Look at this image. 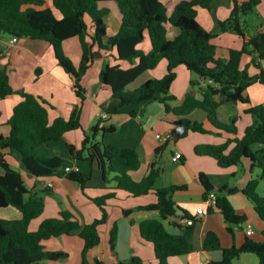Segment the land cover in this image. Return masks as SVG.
Returning a JSON list of instances; mask_svg holds the SVG:
<instances>
[{"label":"trees","instance_id":"1","mask_svg":"<svg viewBox=\"0 0 264 264\" xmlns=\"http://www.w3.org/2000/svg\"><path fill=\"white\" fill-rule=\"evenodd\" d=\"M103 1H114L121 14L120 27L112 35L107 34L104 19L109 9L99 6ZM213 2L215 0H181L167 14L161 0H51L52 6L59 12V17H56L51 8L44 7L45 0H0V33L48 42L58 64L71 75L76 93L81 99L84 98V89L80 80L94 58L95 46L110 52L115 61L127 62V68H122L119 64H105L99 72L100 82L109 87L111 95L118 100V105L110 108L108 113H116L125 105L158 99L166 112L184 116L194 109H201L215 129L236 134L234 123L221 121L217 116V109L224 103H249V97L245 94L247 87L255 82L264 85V70L261 65V59H264V30L249 34L243 19V16L254 11L260 0H231L228 17L216 19L215 29L209 31L197 20L196 9L203 7L212 10ZM85 16L90 18L91 34ZM167 24L177 27L179 32L168 37ZM225 31L241 36L243 44L240 49H229L228 56L224 59L217 57L212 39ZM146 36L150 49L145 52L139 45ZM72 37H77L80 43L81 58L78 66L72 63L63 48V42ZM244 54H250L252 58L241 68ZM162 59L167 62L166 72L162 77L148 78L133 90L127 88L140 74L153 69ZM179 65H184L190 72L204 79L205 84L200 86L201 99L189 92L179 106H171L170 102L176 98L169 91ZM250 65L258 69L257 74L249 73ZM190 84L198 83L190 80ZM12 93L7 71L0 68V98ZM21 94L23 100L13 108L6 122L9 134L6 137L0 136V167L3 169L0 174V208L11 205L21 212L19 219L0 218V264H37L45 259L64 258L66 252L47 250L42 242L50 237L73 233L83 240L82 264H90L86 254L100 242L99 226L108 216L106 201L115 197L118 190L131 196L145 195L151 191L156 195L157 201L142 209L158 211L160 219L142 220L139 232L143 240L153 244L157 264H170V257L189 251L183 235L169 232L162 222L175 215L179 207L173 201L172 194L183 186L156 188L155 181L162 169L155 161L140 180H134L131 173L140 167L137 152L130 147L104 144L97 140L99 131L114 130L112 124L99 126L100 118L93 129L84 134L79 148L65 143L68 154L75 159L97 161L105 185L112 183L109 187L105 186L106 192L103 195L93 199L99 207L100 216L90 223L81 224L71 211L61 210L57 217L42 220L36 230L30 231V221L43 211V198L38 192L25 187L20 173L8 165L3 150H10L33 176H60L59 168L66 165L67 159L40 156L37 149L50 142L63 141V134L80 128L81 123L79 106H75L67 118L56 117L49 121L48 110L42 99L23 91ZM245 112L252 116V123L245 127L241 137L228 138L219 144L196 145L194 151L198 155L214 158L221 167L236 165L247 158L250 170L253 167L260 169V174L250 179L242 191L264 219V195L258 192L259 181H264V104L251 105ZM175 124H182L185 128L177 138L185 136L188 131L209 132L201 122L185 117H181ZM110 174L112 176L109 178ZM65 176L77 181L83 188L91 178V173L65 172ZM199 179L209 192V177L199 173ZM211 208L220 211L228 222L244 220V216L234 212L224 195H217ZM116 236L117 226L113 224L109 230L108 248L114 258ZM203 249H220L216 234L207 233ZM242 253H253L257 256L258 263L264 264V243L250 239H246L239 247L222 249L221 260L210 261L208 264H234V259ZM127 263L144 264L138 257H131L126 262L115 259L111 264ZM93 264L106 263L94 260Z\"/></svg>","mask_w":264,"mask_h":264},{"label":"crops","instance_id":"2","mask_svg":"<svg viewBox=\"0 0 264 264\" xmlns=\"http://www.w3.org/2000/svg\"><path fill=\"white\" fill-rule=\"evenodd\" d=\"M161 1L166 7L167 14H170L174 6L181 0ZM262 1L264 0H260L253 11L257 17L261 14V18L264 16ZM222 4H224L223 7L212 5V10L197 7V20L206 30L215 29L216 19L223 20L228 17L231 0H223ZM99 6L109 9L104 18L107 34L116 33L121 24V14L117 4L114 1H103ZM44 7L51 8L54 15L59 17V12L52 6L51 0H45ZM85 20L90 27L88 31L91 34L90 18L85 16ZM166 27L168 37L179 32L177 27L170 24H167ZM258 30H264V22L258 27ZM147 38L146 36L139 45V48L145 52L150 49ZM212 43L216 46L217 57L225 59L229 49L242 47L243 39L238 34L225 31L217 34L212 39ZM63 48L72 63L78 66L81 58L79 39L72 37L65 40ZM0 52V68L6 69L9 84L13 90L11 95L0 98V136L6 137L9 134V126L6 122L11 116L13 108L23 100L21 91L30 93L45 102L49 121L56 117L67 118L71 110L75 106H79L81 127L65 132L63 141L39 146L37 154L44 157L66 158V165L77 164L80 172L91 173V178L83 188L77 181L65 176L63 165L59 168L60 176L36 177L23 167L10 150L4 149L3 153L8 165L20 173L25 187L33 192H38L43 198V211L30 221L28 225L30 231L36 230L42 220L57 217L61 210L71 211L81 224L90 223L100 216L99 207L93 199L103 195L106 192L105 186L109 187L112 183L105 185L97 161L75 159L68 154L65 143L79 148L84 134L89 133L99 121L98 114L107 113V117L101 119L99 126L112 124L114 130L111 132L99 131L96 138L104 144L135 149L140 160V167L131 173L133 179L140 180L147 173L150 164L155 161L162 169L160 176L155 181L156 188L169 185L183 186L172 194L173 201L179 207L175 215L162 220V222L169 232L183 235L189 251L183 255L170 257L168 259L170 264H208L210 261L221 260L222 249L232 246L239 247L246 239L264 243V219L259 216L253 204L242 191L250 179L260 174L259 169L253 167L250 170V161L247 158H243L236 165L221 167L214 158L198 155L194 151L196 145L219 144L228 138L241 137L245 127L252 123V116L245 112V109L251 105L264 104L263 84L255 82L247 87L245 94L249 97V103H224L218 107V118L225 123H234L236 134L215 129L207 120L204 111L190 112L194 114V119L190 120L201 122L209 132L188 131L185 136L181 138L172 136L165 143L157 139L155 135L170 133L172 128L177 125L175 122L181 117L188 118L187 115L179 116L173 112H166L158 99L125 105L116 113H108L110 108L118 105V100L111 95L110 88L100 82L99 72L105 64H119L122 68L129 66L125 61H115L110 52L100 50L97 46L94 47V58L80 80V85L84 89L83 99L77 95L71 75L58 64L53 48L48 42L28 37L12 41L11 36L0 33ZM251 58L252 55L244 54L240 67L242 68ZM166 65L165 59L160 60L153 69L140 74L127 88L133 90L148 78L162 77L166 72ZM175 71L176 77L171 83L169 92L176 99L175 102L171 101L170 105L179 106L189 92L197 99H201L200 86L205 84V80L190 72L184 65H179ZM248 71L251 75H255L258 69L250 65ZM190 80L197 81L198 84L191 85ZM178 87L180 93L177 91ZM177 151L181 153L179 158L174 156ZM2 173L3 169L0 167V174ZM199 173H204L209 177L211 185L209 192L215 193L216 196L224 195L234 212L244 216L243 221L228 222L220 211L211 208L205 199L209 192L201 183ZM111 176L112 174L109 175V178ZM48 183L52 185L46 186ZM258 192L264 195V181L262 180L259 181ZM156 201L157 197L153 191L140 196H131L122 190L116 191L115 197L106 201L108 216L106 221L99 226L100 242L87 252V261L90 264H93L94 260L111 264L115 262V259L126 262L131 257H138L144 264H157L153 244L143 240L139 232V223L142 220L160 219L158 211L142 209L143 206ZM200 206L204 208V212L202 215H196V208ZM125 210L128 212L125 213ZM188 216H195L193 224L187 226L179 223L180 218ZM0 218L19 219L21 212L8 205L0 208ZM113 224L117 226L116 258L110 255L108 248L109 230ZM176 224H180V226ZM247 225L252 228L251 235L245 233ZM208 232L216 234L220 242V249H203L204 239ZM42 243L47 250H61L67 255L56 260L45 259L37 264H82L83 240L76 233L50 237ZM234 264L259 263L255 254L242 253L234 259Z\"/></svg>","mask_w":264,"mask_h":264},{"label":"built area","instance_id":"3","mask_svg":"<svg viewBox=\"0 0 264 264\" xmlns=\"http://www.w3.org/2000/svg\"><path fill=\"white\" fill-rule=\"evenodd\" d=\"M17 39L18 38H16V37H12V41H16ZM106 117H107V113H99L98 114V118H100V119H105ZM155 136L157 139L162 140L165 143L168 142L172 138V135L170 133H166V134H162V135L157 133ZM174 156H175V158H179L181 156V153L177 151L174 153ZM78 171H79V166L77 164L64 166V172H78ZM51 185H52L51 183L46 184V186H48V187H50ZM215 200H216V194L213 192H209L207 195L206 202L209 205L213 206L215 203ZM203 212H204V208L202 206L196 208V215H202ZM195 219H196L195 216L182 217L179 219V223L189 226V225L193 224ZM252 232L253 231H252L251 226L247 225L245 233L247 235H251Z\"/></svg>","mask_w":264,"mask_h":264},{"label":"rangeland","instance_id":"4","mask_svg":"<svg viewBox=\"0 0 264 264\" xmlns=\"http://www.w3.org/2000/svg\"><path fill=\"white\" fill-rule=\"evenodd\" d=\"M222 2H223V0H217V1H215L213 6L215 7V6L219 5V6L223 7L224 4H222ZM262 11H263L262 13L264 14V1H262ZM260 15L261 14H259V17H257L255 15V13L252 12V13H249V14L243 16V18L245 20V27H246V29H247V31L249 33H255L257 31L258 27L262 24V22H264V16H262V18H261ZM147 40H148L147 42L149 44V39L147 38ZM190 90H191V87H190ZM177 91H178V93H180V88L179 87L177 88ZM173 101L175 102V100H173ZM176 102H179V100H176ZM191 112H199L200 113V112H203V111H201L200 109H194ZM187 117L189 119H194V114L189 113V114H187ZM259 171H260V169H259ZM134 180L137 181V179H134ZM152 247H153V245H152ZM127 264H131V263H127Z\"/></svg>","mask_w":264,"mask_h":264},{"label":"water","instance_id":"5","mask_svg":"<svg viewBox=\"0 0 264 264\" xmlns=\"http://www.w3.org/2000/svg\"><path fill=\"white\" fill-rule=\"evenodd\" d=\"M261 65L264 70V59H261ZM185 131V128L182 124H177L175 125L172 130L170 131V134L174 137L177 138L179 135H181Z\"/></svg>","mask_w":264,"mask_h":264}]
</instances>
